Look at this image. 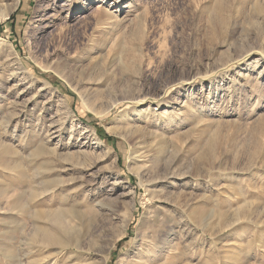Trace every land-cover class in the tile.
<instances>
[{
  "label": "rangeland",
  "instance_id": "rangeland-1",
  "mask_svg": "<svg viewBox=\"0 0 264 264\" xmlns=\"http://www.w3.org/2000/svg\"><path fill=\"white\" fill-rule=\"evenodd\" d=\"M1 11L0 264H264V0ZM62 211L84 220L49 246Z\"/></svg>",
  "mask_w": 264,
  "mask_h": 264
},
{
  "label": "bare ground",
  "instance_id": "bare-ground-1",
  "mask_svg": "<svg viewBox=\"0 0 264 264\" xmlns=\"http://www.w3.org/2000/svg\"><path fill=\"white\" fill-rule=\"evenodd\" d=\"M223 8V6H222V4H220V6H219V10L220 9H222ZM8 11V10H7ZM7 11H5L4 13H2V11H1V15H0V18L2 17L3 19H7L8 18V16L10 15V13H8ZM219 20H220V22L222 23V24H224L225 23V20H224V18H220L219 17ZM214 21V20H213ZM191 70L194 72V68H192L191 67ZM32 83V82H31ZM127 99V98H126ZM130 99V98H129ZM134 99V98H133ZM132 100V99H131ZM119 103V101L118 100H114L113 102H112V104L110 103V105H108L107 104V106H104L101 110H98V111H96V110H94V109H92L91 111H93L95 114H97L98 116H101V115H103L104 113H106V112H108V111H110L111 109H113L115 106H117V104ZM139 116H140V114H139ZM111 131L113 130V131H115V128H113V129H110ZM139 130L141 131V137H145V136H147L148 135V137H147V139H146V137H145V140H152L153 139V141H152V143L150 144V147H149V149H150V152H154V153H156V154H158V156L160 157V156H162V154L164 153L162 150H163V147H162V142L161 141H158L155 145H154V143H155V141H156V138H157V136H156V134H154L153 132H152V134H147V133H145L146 131L145 130H142V129H137V131L139 132ZM151 133V132H150ZM144 140V141H145ZM151 142V141H150ZM142 145V144H141ZM206 154H208V153H206ZM164 155V154H163ZM157 156V157H158ZM201 157V156H200ZM211 158V157H210ZM158 161V160H157ZM167 165L168 164H166V165H164V167H165V171L168 169V167H167ZM145 168V167H144ZM169 170V169H168ZM147 171H149L148 169H146V172ZM144 172V171H143ZM164 172V171H163ZM148 173V172H147ZM170 173V172H169ZM171 177H173V176H171ZM141 185L144 187L145 185H144V183L142 182L141 183ZM146 190L147 191H149V194L148 195H150V199H148V202L144 205V208L146 209V211H147V213H149L153 208H154V206H155V204H154V202L153 201H155V199H157V198H159V196H158V193L156 192V191H151L149 188H146ZM147 195V196H148ZM151 201V202H150ZM154 211H156V210H154ZM68 212V211H67ZM75 212H76V210H75ZM152 212V211H151ZM70 214V215H69ZM150 214V213H149ZM82 215H83V213H82ZM82 215H79V214H77V213H73V212H71V213H66V211H65V213L62 211V212H55L54 214H48L46 217H45V219L47 220V222L48 223H50V224H48V226L47 227H44V228H38V230H37V233H39L40 235H42L41 236V238L43 239V242L45 243V244H47V245H49V246H54V245H57L58 243H60L61 245H63V246H65V247H67L68 246V244H64L60 239H59V236L60 235H62L61 233L62 232H64V229H65V226H66V223H67V220L69 219V217H74V218H77V219H79V220H81V221H83L84 219L82 218L83 216ZM152 217V216H151ZM72 219V218H71ZM153 221V220H152ZM66 222V223H65ZM128 220H125L124 222H123V226H122V234L121 235H125L126 234V231H127V227H128ZM40 230H41V232H40ZM42 233V234H41ZM151 234V233H150ZM168 234V233H167ZM39 235V236H40ZM157 235V234H156ZM63 236H64V234H63ZM159 236V235H158ZM163 236V235H162ZM120 237V235H118V238ZM157 237V236H156ZM167 237V236H166ZM61 238V237H60ZM160 239V238H159ZM149 240V239H148ZM168 239H165V238H161L160 239V241H158L159 243H158V251H160L162 254H163V252H170L174 247L171 245V243H172V241L169 243L168 241H167ZM42 241V240H41ZM71 242V241H70ZM72 244H74L73 242H72ZM155 243L153 242V240L151 239V240H149V245L150 246H153ZM174 245V244H173ZM149 246V247H150ZM156 246V247H157ZM155 248V247H154ZM78 249H80V247H78ZM154 250V249H153ZM165 254V253H164ZM159 255V254H158ZM153 256V255H152ZM151 258L149 257L148 258V261H147V263L146 264H149V263H151L153 260H155V261H158L159 260V262H161L162 261V259H158V257L157 256H155V258L154 259H151ZM103 261H104V263H102V264H105V259H103ZM158 263V262H157ZM163 264H165V263H163Z\"/></svg>",
  "mask_w": 264,
  "mask_h": 264
},
{
  "label": "trees",
  "instance_id": "trees-1",
  "mask_svg": "<svg viewBox=\"0 0 264 264\" xmlns=\"http://www.w3.org/2000/svg\"><path fill=\"white\" fill-rule=\"evenodd\" d=\"M99 133H101V136L104 138V139H107V141H110V142H113L114 141V138L108 136L102 129L99 130Z\"/></svg>",
  "mask_w": 264,
  "mask_h": 264
}]
</instances>
